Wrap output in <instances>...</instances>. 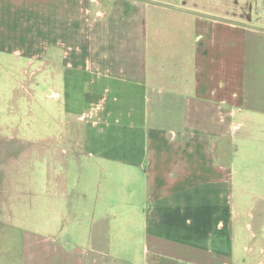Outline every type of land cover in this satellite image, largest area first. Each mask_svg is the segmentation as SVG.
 Returning a JSON list of instances; mask_svg holds the SVG:
<instances>
[{
  "label": "crops",
  "instance_id": "1",
  "mask_svg": "<svg viewBox=\"0 0 264 264\" xmlns=\"http://www.w3.org/2000/svg\"><path fill=\"white\" fill-rule=\"evenodd\" d=\"M0 69L57 120L0 264L252 263L234 175L264 149V0H0Z\"/></svg>",
  "mask_w": 264,
  "mask_h": 264
},
{
  "label": "rangeland",
  "instance_id": "2",
  "mask_svg": "<svg viewBox=\"0 0 264 264\" xmlns=\"http://www.w3.org/2000/svg\"><path fill=\"white\" fill-rule=\"evenodd\" d=\"M11 76L17 78L16 74L7 76L0 69V209H17L19 198L25 199L24 193L36 192L35 184L31 182L44 176L40 169V150L42 146H49L50 142L43 141L50 136L57 122L55 116L52 117L55 102L51 99L50 89L38 87L36 82L27 83L26 79L30 80L32 73L21 74L19 80L22 83L18 86L12 83ZM33 91L35 97L30 100ZM255 142L256 138L251 137L246 145L254 146ZM241 154H236L234 178L236 199L240 196V189L244 190V220L251 226L244 235L251 247L245 251L250 250L249 255L254 256L251 264H264V149L260 159L253 163L252 160L243 161ZM4 197L7 200L3 201ZM24 203L26 210L34 206L30 198ZM248 211L251 215L247 214Z\"/></svg>",
  "mask_w": 264,
  "mask_h": 264
}]
</instances>
